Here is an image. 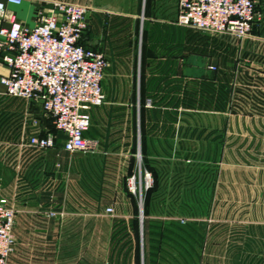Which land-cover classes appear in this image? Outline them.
<instances>
[{
  "label": "crops",
  "instance_id": "obj_1",
  "mask_svg": "<svg viewBox=\"0 0 264 264\" xmlns=\"http://www.w3.org/2000/svg\"><path fill=\"white\" fill-rule=\"evenodd\" d=\"M65 1L89 7L81 43L105 54L115 85H131L137 101L169 100L171 84L177 78L179 148L197 151L201 162L234 170L220 171L216 167L215 172L180 176L181 191L200 192L206 198L204 206L210 208L214 220L209 224L210 240L219 241V229L226 228L228 233H222L221 238L228 242L235 229L246 230L247 237L256 230L263 231L264 14L244 38L229 34L212 37L189 32L187 26L177 22L178 0ZM30 2L34 15L38 6L44 12L51 7V0ZM123 89L114 92L109 100H133V92ZM9 97L0 95L4 102ZM159 107L145 109L142 114L138 108L135 125L133 114L128 120L126 110L118 129L112 128V110L107 109L104 127L101 129L94 123L85 136L100 141L102 154H118L128 160L134 156V164L138 156L149 157L153 143L161 144L163 152L164 148L169 151L171 126L167 118L171 109ZM190 117H194L193 124L187 123ZM9 129L7 125V133ZM58 133L54 148L47 150L22 146L19 138L13 141L10 136L0 142L2 194L17 208L14 233L18 259H28L31 254L37 261L47 259L44 247L50 242L57 253L62 227L41 218L45 212L61 207L62 211L70 212V189L72 193L83 194L86 212L95 213L105 207L101 199L106 179L102 176V182L92 185V162L87 158L83 159L82 173H76L75 166L70 172V160L65 158L68 152L62 148L64 135ZM59 161L63 162L62 170H58ZM238 168L244 171H237ZM169 177L163 175V180ZM17 179H21L19 184L15 183ZM91 188L98 189L97 196L91 193ZM119 193L113 205L124 217L132 212V196L125 185ZM66 225L68 237L70 224Z\"/></svg>",
  "mask_w": 264,
  "mask_h": 264
},
{
  "label": "rangeland",
  "instance_id": "obj_2",
  "mask_svg": "<svg viewBox=\"0 0 264 264\" xmlns=\"http://www.w3.org/2000/svg\"><path fill=\"white\" fill-rule=\"evenodd\" d=\"M8 7L16 13L19 20H26L29 26L35 24L31 18L34 15V6L29 0H23L20 5L10 4ZM257 8L264 14V0H258ZM188 29L201 35L218 37L217 34H210L191 27ZM104 57L108 64L105 54ZM111 73L112 69H108L107 65L103 78L106 102L101 106L88 109L92 128H94V123L98 124L101 129L104 127L103 124H106L108 116L107 109L112 110L111 125L113 129L120 127L122 116L126 110L129 111L128 120L131 113L133 114V123L136 124L134 116L136 110L140 108V102L135 98V90L132 91L131 85L116 86ZM174 80L176 81L171 85L178 86V79ZM122 88H124V92H133V100L122 102L109 100L114 92H120ZM171 96L174 94L172 93ZM151 104V107H146L143 110L160 108L157 105L159 102L151 100ZM172 112L175 111L171 110ZM175 118L170 119L171 144L169 151L164 148L163 152L161 144L153 143L148 152L149 157L138 156V162L135 164L134 156L133 159L128 160L123 156L119 157L118 154H102L99 147L100 141L98 142L96 139L94 140L97 142V147L93 152H68L65 158L70 160V172L73 171L72 166H75L74 171L82 173L83 159L87 158L92 162L90 171L92 185L95 186L102 182V176L106 179V182L102 183L106 187L101 199L105 205L104 209L95 213L86 212L84 210L86 200L83 194L78 191L72 193L70 189V212L62 211L61 207L58 208L56 216L48 217L45 212L41 218L58 223L62 227L59 230L61 238L57 253L56 249L52 248L54 243L50 242L44 247L46 253L48 252L47 259L37 261L34 254L27 256L28 259L26 257L18 259L15 255L18 251L16 243L9 258V264H144V247L146 264H264V230L260 233L256 230L254 235L251 232L250 237L244 235L246 232L244 229H235L234 232L231 230V234L233 232L235 235L229 236L231 242H228L221 238L222 233H228L226 228L219 229V241L210 240L212 230L209 224L214 220L210 215V208L204 206L203 201L206 198L200 192L194 194V191H181L180 176L215 172L216 167L220 171L234 170L229 167L227 169L226 166L201 162L198 160L197 151H184L179 148L178 114ZM33 120H37V128L41 131L53 130L51 121L44 114L39 100L9 97L4 102L0 99V142L2 143L3 137L8 136L13 141L21 136L26 137L34 129L29 126ZM187 123L193 124L194 117L187 118ZM7 125L10 126L8 133L6 132ZM62 164L63 162L59 161L58 170H62ZM127 166L128 170H125ZM144 171L150 173L152 180L151 186L147 189H145L143 179ZM237 171L242 172L244 168H238ZM2 173L3 158L0 152V197L3 196ZM166 174L170 176L169 180H163V175L166 176ZM131 176L135 177L138 188L140 184L142 185V191L140 194L139 192L131 194L132 212L123 217L122 213L117 211L116 205H113V201H116L119 196L122 185L127 188V182ZM20 180L17 179L15 183L19 184ZM97 190V188L90 189L95 196L98 195ZM106 205L113 207L112 214L105 212ZM206 207L207 212L204 211ZM141 209L142 223L140 221ZM119 218L125 220V229L122 233L118 232L115 226L116 219ZM131 220H136L138 229L132 225ZM150 220H156L157 223L152 224ZM66 224H70L68 237Z\"/></svg>",
  "mask_w": 264,
  "mask_h": 264
},
{
  "label": "built area",
  "instance_id": "obj_3",
  "mask_svg": "<svg viewBox=\"0 0 264 264\" xmlns=\"http://www.w3.org/2000/svg\"><path fill=\"white\" fill-rule=\"evenodd\" d=\"M35 1V0H30ZM23 0H0V95L39 100L53 128L63 137L67 152H93L97 142L85 136L91 125L88 109L106 102L102 86L107 61L104 54L81 43L87 28L85 4L51 0L44 12L38 6L33 26L20 21L8 6ZM258 0H178L177 22L210 34L246 37L261 21ZM151 107V99L145 100ZM34 129L19 143L34 149L54 148L57 134ZM145 189L151 186L150 173L144 171ZM129 192L139 194L134 176L127 182ZM107 206L105 212L113 213ZM17 208L8 197H0V264H9L17 240L14 233ZM57 211L46 212L48 217Z\"/></svg>",
  "mask_w": 264,
  "mask_h": 264
},
{
  "label": "trees",
  "instance_id": "obj_4",
  "mask_svg": "<svg viewBox=\"0 0 264 264\" xmlns=\"http://www.w3.org/2000/svg\"><path fill=\"white\" fill-rule=\"evenodd\" d=\"M188 31L189 32H191V30L190 29H188ZM174 94V96H171L170 95V97H169V100H165V101H163V100H158V101H155L156 103L157 102H159V104H157L158 106H163V105H165V106H168V107H170V109L172 110V111H175V112H170V115L168 116V119H169V121H171L170 119L171 118H173V119H176L175 117H176V115H177V108L179 107V98H178V86H175L174 84L171 86V94ZM152 102H153V100H152ZM145 104V100L144 101H142V100H140V113L142 114L143 113V109L144 108H146V106L144 105ZM141 119H143V118H141ZM174 121V120H173ZM141 124H142V121H141ZM52 128H53V126H52ZM53 132H55L56 134L59 132V131H57V130H55L54 128H53V130H52ZM59 134V133H58ZM58 139V138H57ZM57 142V141H56ZM131 168H132V166H131ZM131 168H130V171H131ZM149 190V189H148ZM129 193H131V192H129ZM132 194V193H131ZM136 221V220H135ZM134 220H131V222L133 223L132 225H134V227L136 228V229H138V223L137 222H135ZM150 222L152 223V224H154V223H157V221L156 220H150ZM124 223H125V220L124 219H122V218H119V219H116V222H115V226L117 227V229H118V232H120V233H122L123 232V230L125 229V227H124ZM159 223V222H158ZM151 229H154V228H151ZM144 230H145V226H144ZM119 233V234H120ZM146 250H145V247H144V264H146V261H147V259H146Z\"/></svg>",
  "mask_w": 264,
  "mask_h": 264
},
{
  "label": "water",
  "instance_id": "obj_5",
  "mask_svg": "<svg viewBox=\"0 0 264 264\" xmlns=\"http://www.w3.org/2000/svg\"><path fill=\"white\" fill-rule=\"evenodd\" d=\"M140 218H141V223H142V209H141V211H140Z\"/></svg>",
  "mask_w": 264,
  "mask_h": 264
}]
</instances>
